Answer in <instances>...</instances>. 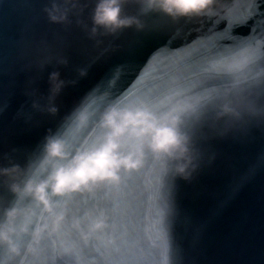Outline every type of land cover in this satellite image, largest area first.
<instances>
[{
    "label": "water",
    "instance_id": "water-1",
    "mask_svg": "<svg viewBox=\"0 0 264 264\" xmlns=\"http://www.w3.org/2000/svg\"><path fill=\"white\" fill-rule=\"evenodd\" d=\"M52 2L0 0V167L9 160L24 164L89 94L107 92L103 103L122 94L159 99L176 91L196 102L231 86L233 53L244 50L257 70L264 67L260 22L212 50L201 39L220 18L201 24L142 16L144 31L91 38L95 0H80L83 14L72 13L67 25L50 23L44 10ZM244 7L228 4L227 12ZM128 12L138 14L133 6ZM130 57V70L112 72ZM54 71L65 87L50 98ZM252 99L264 110V93ZM214 116L198 132L199 167L191 179L162 184L149 170L112 199L101 196L113 209L115 231L73 264H264V112L242 121ZM0 195L10 199L2 187Z\"/></svg>",
    "mask_w": 264,
    "mask_h": 264
},
{
    "label": "clouds",
    "instance_id": "clouds-1",
    "mask_svg": "<svg viewBox=\"0 0 264 264\" xmlns=\"http://www.w3.org/2000/svg\"><path fill=\"white\" fill-rule=\"evenodd\" d=\"M228 4L95 0L91 38L144 31L142 16L203 24L224 15ZM129 6L138 14H129ZM85 7L80 0H53L44 11L50 23L67 25L70 15H82ZM256 65L246 51L233 53L227 63L231 86L196 102L176 91L159 99L122 94L103 103L98 100L107 92L86 96L24 164L9 160L0 167V187L10 195H0V264H73L94 242L114 233L113 209L103 201L121 193L129 179L149 170L162 184L191 179L199 167L198 132L209 113H215V121H242L246 114L264 112L252 99L264 93V67L257 70ZM49 85L50 98H55L65 87L59 72L49 74Z\"/></svg>",
    "mask_w": 264,
    "mask_h": 264
},
{
    "label": "snow or ice",
    "instance_id": "snow-or-ice-1",
    "mask_svg": "<svg viewBox=\"0 0 264 264\" xmlns=\"http://www.w3.org/2000/svg\"><path fill=\"white\" fill-rule=\"evenodd\" d=\"M229 4L243 3L247 7L227 12L220 19L213 22L207 35L201 40L205 41L203 47L216 50L221 44H233L238 41V30L251 24L250 33L256 27L257 22L264 24V0H228ZM132 58L117 65L112 72L123 68L130 70Z\"/></svg>",
    "mask_w": 264,
    "mask_h": 264
}]
</instances>
